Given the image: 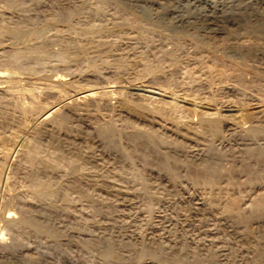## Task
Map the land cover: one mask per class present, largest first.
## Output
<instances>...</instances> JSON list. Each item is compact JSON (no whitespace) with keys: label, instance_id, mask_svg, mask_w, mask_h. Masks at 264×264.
<instances>
[{"label":"rangeland","instance_id":"1","mask_svg":"<svg viewBox=\"0 0 264 264\" xmlns=\"http://www.w3.org/2000/svg\"><path fill=\"white\" fill-rule=\"evenodd\" d=\"M62 3L69 6L70 13L64 14ZM137 3L125 0H0V21L2 20L0 56L4 57L13 50L20 52L28 50L25 52L29 54L28 57H32L30 54H34L33 56L41 54V51H43L42 55L45 54L42 62L34 63L31 59H18V62L21 60L16 63L19 70L17 67L13 69V74L19 73L18 76L21 77L16 85L18 88L15 86L13 90L16 91L12 90L10 93L0 92V100L7 99L6 102L9 101L10 107L13 104L17 105L11 107L12 111L14 113L17 111L16 114L24 112L22 113L25 114L24 121L30 125L46 103L60 97H74L83 87L85 88L82 90L90 87L97 91L96 102L89 106L87 112L98 125L102 124L106 131L115 133V143L110 145L103 141V145L100 146V143H97L94 146L95 155H93L96 157L97 154L98 159L103 158L99 159L102 161L100 168L96 165L89 167L86 171L83 168L85 172L82 176L75 178L79 189L71 190L69 193L72 195L69 194L68 200L71 204L77 202L78 214L83 211L90 213V205L103 207L108 211L117 210L121 221L126 219L124 222L131 225V230L133 229L136 236L128 242V245L136 246V251L132 255L114 252L112 256L106 258L107 264H143L142 259L148 255L144 251L139 253L140 247L151 240L156 223L166 218L172 223L171 230L182 233L184 230L195 238L204 239L205 230L213 228L212 230L219 232L218 235L215 233L217 236L226 237L231 241L232 246L238 247L236 249L238 263L264 264V252L261 255L255 252V249L262 244V240H258L261 237L259 238V235L255 233L260 228L259 218L264 214H261L263 210L253 206L257 200H264V165L260 163L259 158V163L255 160V155L247 156L248 158L245 155L243 162L253 166L252 172L246 173L240 170L241 159L237 154L234 155L240 147L238 144L240 135L264 137V31L253 30L246 23L228 24L223 20L224 15L218 14L219 11L216 14L221 15L220 18L223 24L225 23L226 29L217 27V29L213 28V31L212 28L207 30L199 20L213 13L200 6L197 8L201 10L190 9L189 13L193 17L188 15L192 21L187 25L183 26L180 22L172 24L170 19L172 14L168 11L166 14L158 6L151 8L142 2ZM41 7H45V10ZM175 10L177 14L175 13L176 17L173 15L174 18H177L181 12L187 11L185 7L181 8V5L176 6ZM205 12L208 13L205 14ZM194 17L197 19L195 20ZM231 20L232 18L229 17V21ZM14 21L17 25L21 23L17 26L19 27L16 28L17 30L5 26ZM56 80H62L58 83L59 86L56 85V82H59ZM58 89L59 92H57ZM28 91L31 92V96L27 95ZM102 91L104 94H101ZM187 98L195 102L197 106L195 109H198V112L203 109L217 113L212 112L210 116L203 115L205 118L200 115V118L197 115L198 112L188 111L185 106ZM14 101L17 102L13 103ZM225 104L239 106L243 113L246 112L245 115L243 114L245 120L240 118L239 122L238 119L236 121L231 118V121ZM24 106L27 107L25 111L24 108L21 109ZM224 113L230 120L225 118ZM28 119H32L31 123ZM213 120L216 122L214 123ZM0 129V137L2 136L0 139V170L2 172H0V236L3 238L0 241V249L8 245L22 247L23 243L27 246L30 242L27 247L32 250L37 248L38 252L47 254L51 261H59V264H81L82 260L78 257L77 247L74 244L66 245L63 237L49 236L43 239L34 236L26 237L24 234L20 235L19 243L15 239L17 235L15 229L3 220L2 217L8 207L10 209L11 204H15L16 197L20 196L29 203H37L38 198L34 196V189L25 181L30 170H33L31 166L29 167V162L25 160L27 156L25 152L28 153V148L25 149V147H29L26 144L31 145L32 135L26 132L18 133L13 128L8 130L5 128L6 131L4 127ZM134 131L139 132L142 137H150L153 145L157 144V150H151L150 147L146 148L142 145L140 143L142 137L139 141H133L131 132ZM14 133L16 138H12ZM4 134L12 140L3 137ZM26 134L31 138H27ZM15 139L18 142L17 145L13 143ZM168 147L186 152L187 150L188 152L201 151L199 153L207 151L214 156L229 155L230 158H234L230 160L228 158L220 166L214 165L213 171L203 169L201 166L199 168L185 167L182 164L177 165L173 171H168L160 165L162 151ZM53 151L55 152V149L49 150L47 147L39 156L44 159L43 155L46 152L45 161L51 160L52 162L49 163L56 164L55 168L62 170L60 173L65 178V171L69 172L65 157L62 158L63 156L56 152L57 155H55ZM169 161L172 163V159ZM40 168L39 166L36 169L44 176L45 171ZM87 171L92 173V177L86 174ZM106 181L109 183L107 184ZM119 188L122 190L119 191ZM85 196H90L91 200L83 201ZM102 203L109 205L104 207ZM18 216L19 214H16V218ZM96 216L98 215H93V217ZM226 222H239L244 231H250V234L253 232L252 235L258 238L250 234L247 236L250 239L246 237L243 240L241 237H235L234 234L231 235L228 225H225ZM207 224L210 228H207ZM200 228L205 230L200 231ZM240 239L245 242H241ZM152 249L156 251L157 257H163L159 248L153 246ZM94 255L95 259L98 258L97 251L93 252ZM156 259L154 261L157 264L158 259Z\"/></svg>","mask_w":264,"mask_h":264},{"label":"bare ground","instance_id":"2","mask_svg":"<svg viewBox=\"0 0 264 264\" xmlns=\"http://www.w3.org/2000/svg\"><path fill=\"white\" fill-rule=\"evenodd\" d=\"M125 1H128L130 3H136V4H138L137 2H142V3H144V5H148L151 8L153 6H158L164 12L168 11L170 14H172V18H170L172 24H176V22H178V23L180 22L181 24H183V26L187 25L188 23H190L192 21V19L190 20V18L193 17V15L189 13L190 9L191 8L195 9L198 6H200L202 9L203 8H204V10L207 9V11H210V13L214 14V15L213 14L212 15H210V14L205 15V17L203 18L204 20L201 18H200L201 20L198 19L199 21H201L200 23H202L204 25L203 27L206 29L212 28L211 29L212 31H213V28L217 29V27H219V28L223 27L226 29V27H224L225 23L223 24L222 18H220L221 15L216 14L219 11L220 13H218V14H223L224 15L223 20L226 23L228 22V24L242 25V24L246 23V24L250 25V28L253 30L264 31V0H232V1L231 0H125ZM61 2H60V4H61ZM64 4L62 7V10L65 11L64 14L68 13V12L70 13L69 6L64 5ZM47 5H45V6L48 8ZM178 5H181V8L185 7L187 11L185 13L179 12L180 14H178L177 18H174L173 15H175V13L177 14L175 8ZM49 7H50V4H49ZM44 8L41 7L42 10ZM201 8H199V9L197 8V9L201 10ZM48 9H46V10H48ZM71 9H73V8H71ZM56 10H58V9H56ZM54 12H56V11H54ZM61 13H63V12H61ZM202 13H204V12H202ZM207 13L205 12V14H207ZM17 14H18V12H17ZM166 14H167V12H166ZM188 15H191V17ZM195 15H196V13H195ZM168 16H171V15H168ZM175 17H176V15H175ZM229 17L232 18L231 21H229ZM70 18H71V16L69 17V19ZM69 19H68V21H69ZM194 19H195V17H194ZM1 21H0V23H1ZM19 24H21V23L19 22L18 25ZM202 24H200V25H202ZM18 25L14 21V23H12V24L8 23L5 26H7V28H11V29L14 28L15 30H17L19 28V27H17ZM228 27H229V25H228ZM230 27H232V26H230ZM219 28H218V30H219ZM14 29H12V30H14ZM208 32H210V31H208ZM214 34H216V32ZM248 40H250V39H248ZM36 49L38 50V48H36ZM26 51H28V50H26ZM26 51L20 52V51H14L13 50L9 54L6 52L8 54V55L6 54L7 56L5 55L6 57L0 56V92L1 93L3 92L5 94L7 92L8 93L12 92L13 88L19 83L18 81H20L21 77L18 76L19 73L17 75H16V73H15V75L13 74V69H15L16 67L17 68L19 67L16 63H19L21 61V60H19V62H18V59H25V60L31 59L34 61V63H36L35 61L42 62L44 60L45 54L42 55L43 51H41L42 52L41 54L37 52L38 54L35 56H33L34 54L33 55L30 54V56H32V57H28L29 54H26L25 53ZM31 52H33V50ZM20 66H22V65H20ZM20 68H22V67H20ZM18 70H19V68H18ZM16 76H18L19 79ZM41 77H42V75H41ZM53 79H55V78H53ZM37 81H39V80H37ZM56 81H59V82H56L57 83L56 85H58V83H60V81L62 82V80H56ZM22 86H24V85H22ZM52 86L53 85L51 84V87ZM54 86H55V84H54ZM56 88H58V87L56 86ZM83 88H85V87H83ZM27 89H29V87ZM82 89H81V91L76 93V95L74 97L73 96L72 97L69 96V98H66V96L63 98L60 97V99H57V100L53 99L54 101L46 103V106L41 108L39 110V112L36 110L38 112V114L35 113L37 116L35 115L36 119L33 120V123L30 122L33 118L30 120L28 119L29 122L31 123L30 124L28 122L30 125L26 124L24 121L25 119L23 118V115H25V114H22L24 112H22V113L19 112L16 114L17 111L15 113L12 111V108L14 107L13 105H15V104L11 105V107L13 106L11 108L9 103H8L9 101L6 102L7 99H5V101L0 100V128L4 127V130H5V128H7V130L13 128V130L17 131L18 133L19 132L20 133L26 132V133H29L30 135H32V137H33L31 145L26 144V146L29 145V147H25V149L28 148V150H27L28 153L26 154V152L24 151L25 155H27L25 160H27V162H29V167L31 166L33 168V170H30L31 172L29 173L27 178L26 179L24 178V179L27 182V184L29 185V187H32L34 189V193H35L34 196H36L38 198L37 203H29V202L25 201L24 198H20V196H18L19 198L16 197L17 200H16V202H14L15 204L14 205L11 204L10 209L8 207L7 212H5V214L3 215L2 218H3V220H5L8 223V225H11V227H13L15 229V231H16L15 234H17L15 239L17 241L19 240L20 235H24V234L26 237L27 236H34V237H38V238L40 237L43 239H44V237H49V236L50 237L58 236V238L63 237L66 240V241L64 240L65 241L64 243H66V245L67 244H74V246L77 247L78 257L82 260V261L80 260L81 264H107L106 258L112 256L114 252H117L121 255L122 254L123 255L131 254L132 255L133 252L136 251L135 250L136 246L135 247L130 246V245H128V242H131L132 241L131 239L134 238L136 235L133 233V229L131 230V225L124 222V220L126 221V219H123V221H121V217L119 215L120 213H118L117 210H115V212H113V211H108L107 208H103V207L98 208V207H95L93 205H90V207H89L91 209V212L89 211L90 213H88L86 211L85 212L80 211L81 213L78 214L77 213L78 209L76 210V207H78V206H76L77 202L74 204H71L70 200H68L69 194H71L69 192L73 189H79V187H77L78 185H76V181H75L76 176L80 177L86 171V169L88 170L89 167H91V166L93 167L95 165L99 167L102 163V161H99L100 158L98 159L99 156L97 157V154H96V157L94 156L95 155L93 153V150H95V149H93L94 146H96L97 143L98 144L100 143V146L103 145V141L107 142L110 145H114V143H115V139H114L115 133H113V132L110 133V132L106 131L105 128H103L102 124L98 125V123L92 119L91 114H89V112H87V111H89L88 110L89 106L93 105L96 102L95 93L97 91L95 92V90L90 88V87L86 88L85 90H82ZM43 90H45V89H43ZM13 91H16V90L14 89ZM17 91H18V89H17ZM22 91H23V89H22ZM50 91H52V90H50ZM55 91H57V90H55ZM57 92H59V89ZM15 93H14V95H16ZM30 93L31 92H29V94L27 93V95L31 96ZM110 93H111V91H110ZM19 94H21V93H19ZM101 94H104V92ZM23 95H24V93H23ZM17 96H19V95H17ZM3 97H4V95H3ZM21 98H22V96H21ZM190 98H187L186 100L184 99L186 104H187L185 106L188 108V111L191 110L192 113L198 112V109L197 110L195 109V106H196L195 102H193ZM28 99H29V96H28ZM24 100H26V99H24ZM35 100L37 102V96H36ZM15 102H17V101H14L13 103H15ZM18 102H20V101L18 100ZM22 104L25 105V103H22ZM44 105H45V103H44ZM16 106L17 105H15V107ZM20 106H21V104H20ZM27 106H29V104ZM99 106L97 108H99ZM225 106H226V104H225ZM23 108L25 111L27 107L24 106L21 109H23ZM60 108H62V110L64 109V111H61ZM196 108H197V106H196ZM58 109H60V111ZM208 109H209V107H208ZM225 109L228 111V114H229L228 117L230 119L231 118L235 119V120L238 119V121L240 120V118L244 119L243 116L246 114V112L243 113L244 111L241 110V108L235 104L227 105ZM202 110L200 112H198L199 114H197V115H199V117H200V115H202L201 117H203V115L205 116V115L213 114L212 112H215V111L210 112L207 110H203V111ZM32 113H33V111H32ZM215 113H217V112H215ZM195 114H193V115H195ZM224 114H225V118L227 119L228 117H226L227 116L226 113H224ZM35 116H33V117H35ZM209 116H207V117H209ZM203 118H205V117H203ZM232 119H231V121H232ZM226 121H228V120H226ZM201 122H202V119H201ZM215 122L216 121H214V123ZM186 124H187V122H186ZM229 126H231V123L229 124ZM234 127H235V125H234ZM12 132H10V133H12ZM1 133H2V131H1ZM7 133H9V132H7ZM12 134H10V135L12 136ZM15 134L16 133H14L12 138L15 137ZM129 134H130V132H129ZM27 135L28 134H26V136ZM1 137H0V139H1ZM3 137L7 138L8 135L4 134ZM29 137L27 136V138H29ZM141 137L142 136L140 135L139 132H136V131L131 132V139L133 141H139L140 139L143 138L140 142L142 145H144L146 148L150 147L151 150H157V147H158L157 144L154 143V145H153V142H152L150 137H142V138ZM9 138H7V139H9ZM10 140H12V139L10 138ZM10 140H8V141H10ZM8 141H7V143H8ZM29 142H31V140ZM29 142H26V143H29ZM10 143H12V142H10ZM13 143L17 145L18 142L15 139L13 141ZM238 144L240 145V147H239V145L237 146V147H239V149H238V152L236 151L237 153H235L234 155L237 154V156L241 159L242 166H241L240 170H242L246 173L252 172L251 170H252L253 166L250 163L243 162L245 155H246L245 157H247V156L253 157L252 155H255L256 156V157L254 156L256 158L255 160H257V162L259 163V160H258V158H259L260 163L264 165V137H255V136H250V135H245V134L242 136L240 135L238 138ZM47 147L49 148V150H50V148L55 149L56 153H59L60 156H63L62 158L65 157L64 159H65L67 166L69 168V172L65 171V175H66L65 178H63L64 176H62V174L60 173V171H62V170L59 171L58 167L55 168L56 164L49 163L51 160L49 162H48V160H47V162L45 161V154L48 150L43 155L44 159H42L39 156V154L42 151H44L45 148H47ZM199 152H201V151H199ZM199 152L198 151L197 152L196 151L188 152V150L186 152V151H183V150L178 149V148L168 147L164 151H162L163 157L160 160V165L168 171H173V169H175L176 166L179 164L185 165V167H193V168H196V167L199 168L201 166L203 169L213 171L214 165L220 166L228 158H229V160L234 158V157H232V155H231L232 158H230L229 155L228 156H225V155L214 156L213 154H210V152H207V151L202 152V153H199ZM56 153H55V155H57ZM40 155H42V154H40ZM170 158L172 159V161H171L172 163H170V161H169V160H171ZM102 159H100V160H102ZM61 163H63V162H61ZM107 163H108V161H107ZM231 163H232V161H231ZM39 166L45 171L44 176H42L41 174L38 173L36 168H38ZM68 168H66V169L68 170ZM83 168L85 169V171L83 170ZM81 169L83 171H80ZM89 170H91V168ZM0 172H1V170H0ZM40 172H42V171H40ZM59 173H60V176L62 178L59 176ZM86 174L89 175V177H92L91 172L87 171ZM17 179L18 178H16V180ZM106 183L108 184L109 182L106 181ZM116 185L118 187V184H116ZM115 188H116V186L113 188L114 191H115ZM121 190L122 189H120L119 191H121ZM82 192H84V191H82ZM22 193H24V192H22ZM11 195H13V194L11 193ZM10 197L13 198V196H10ZM89 199H90V196H85L83 198V201L89 202ZM203 203H202V205H203ZM80 204H82V203H80ZM101 205L104 207H108L109 204L103 205V203H102ZM253 206L256 209L263 210L261 212V214H264V200L263 199L257 200ZM203 208H204V206H203ZM205 209H207V208H205ZM75 210H76L77 214L75 213ZM92 212L98 216L93 217L94 214ZM16 214H19L18 218H16ZM123 215H126V214H123ZM163 218H165V216H163ZM202 219H203V217H202ZM259 219L261 220L260 226L258 225L259 224L258 221H257L258 224L257 223L256 224L260 228L257 229L258 230L257 232L255 230L254 231L256 232L255 233L256 235H259L258 236L259 238L261 237V239H258V240H260V241L262 240V244L260 243V241H258L259 244H261V245H259L260 247H258V249H255V252L257 254L261 255L264 252V215L260 216ZM159 221L160 222L156 223L157 225L154 227V233H153L151 240L143 243V245L140 244L141 247H140L139 253L144 251L145 254L148 255L147 257H144L142 259L143 264H156V262L154 261L156 258L158 259V260L156 259L157 264H212L214 262H216L218 264H240L237 262V256H238L237 251L238 250H236V249L238 247L235 248L234 245L232 246L231 241L226 239V237L223 238L222 236H220L221 238H223L222 240H220L219 239L220 237L217 236L219 232H215L214 230H212L213 229L212 226H211L212 229H206L205 230V228H200V231H201V229H204L206 231V232L204 231L205 235H206L205 238L202 236L204 239H200L198 237L195 238V237L190 236V234L185 233L186 231L184 232V230H183V233L180 231L171 230L170 226L172 223L167 218L164 220L162 219V221L161 220H159ZM225 221H226V219H225ZM191 224H194V223H191ZM138 225H139V223H138ZM225 225H228L227 228H229L228 230L230 232H232L231 235L234 234L235 237H241V238H243V240H244V238H246L248 236V234H250L249 233L250 231L246 232V230L244 231L242 229V226L239 222H228ZM207 226H208L207 228H210L208 224H207ZM225 228H226V226H225ZM196 229H197V227H196ZM228 230H227V232L230 233ZM215 233H217V235ZM252 233L250 235H252ZM201 235H203V234H201ZM234 236H233V238H234ZM252 236H254V235H252ZM254 237H256V236H254ZM258 237H256V239ZM248 238L249 237H247L246 239H248ZM1 239H3L2 236H0V241H1ZM142 239H144V238H142ZM37 241H38V239H37ZM142 242H144V241H142ZM241 242H245V241L241 240ZM41 243H42V241H41ZM29 244H30V242H29ZM13 246H11V245L10 246L9 245L8 246H2L3 248L0 249V264H59L60 263L59 261H58L59 263L57 261H54V260H53L54 262L51 261L50 258L47 257L48 256L47 254H46L47 255L46 256L43 252H38L37 248L32 250L31 248L24 245V243H23V246H22V244L20 245L22 247L16 248ZM15 246H17V245H15ZM153 246H156L157 248H159L161 250L163 257L160 256V258H159L156 256V251H154L152 249ZM250 248H249L248 252L250 251ZM73 249H75V248H73ZM94 251L98 252V258L99 259L98 258L95 259V255L93 256ZM246 252H247V249H246ZM249 254H251V252ZM251 256H253V255H251ZM240 257H241V255H240ZM238 261H240V260H238ZM247 263H251V262H247ZM241 264H244V263H241Z\"/></svg>","mask_w":264,"mask_h":264}]
</instances>
